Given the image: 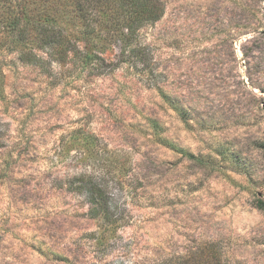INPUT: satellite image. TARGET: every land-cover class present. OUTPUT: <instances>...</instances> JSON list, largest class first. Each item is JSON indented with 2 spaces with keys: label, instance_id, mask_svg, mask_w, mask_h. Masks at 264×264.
Returning a JSON list of instances; mask_svg holds the SVG:
<instances>
[{
  "label": "rangeland",
  "instance_id": "1",
  "mask_svg": "<svg viewBox=\"0 0 264 264\" xmlns=\"http://www.w3.org/2000/svg\"><path fill=\"white\" fill-rule=\"evenodd\" d=\"M161 2L142 59L115 41L97 65L37 48L45 0H0L30 20L0 29V264H264V0Z\"/></svg>",
  "mask_w": 264,
  "mask_h": 264
},
{
  "label": "trees",
  "instance_id": "2",
  "mask_svg": "<svg viewBox=\"0 0 264 264\" xmlns=\"http://www.w3.org/2000/svg\"><path fill=\"white\" fill-rule=\"evenodd\" d=\"M40 4L42 7L39 13L40 20L36 26L37 36L34 38V44L36 42L37 48L51 53L52 56L61 52H66V54L76 52V57L84 63H95V60H97V65L105 62L101 55L105 51L103 47L105 48L107 44L109 45L115 41L123 45V56L126 54V48H129L135 57L142 59L145 50L136 44L138 32L150 24H155L164 15L161 0H45L44 4ZM60 6H63V8ZM4 9L6 7L0 4V16L4 20L3 23H5L0 26L2 33L6 32L8 36H11L13 33L23 35L29 31L30 20L22 21L24 25L20 27L19 18H13V22L3 16L5 15ZM59 9L63 10L60 11ZM68 9L74 15L80 17L81 20H87L85 29H82L81 32L70 33L63 30V22L60 19L62 20L66 14L68 15ZM94 10H97V12H93ZM56 15L59 17L56 18ZM88 15L93 20L90 21ZM94 20L97 21V29L94 27L96 22H92ZM56 24L60 27L57 28ZM20 37L22 39L14 41L18 45L22 44L24 35ZM73 40L76 42H73ZM78 41L84 44L83 51L79 52L76 48L75 44ZM96 47L97 52L94 51ZM27 52H23L25 56H27ZM24 55L22 56L27 62L38 61L35 54L29 56V58ZM77 180L80 185H77V183L76 185L80 188H86V185L89 186L87 195L88 203L91 206L90 215L93 218H102L111 225H115L116 221L112 219L113 215L109 211L114 208L111 205L109 207L105 189L98 185L91 176L82 174ZM258 207L264 210V202L261 201ZM206 264H221V261L217 259L209 263L206 262Z\"/></svg>",
  "mask_w": 264,
  "mask_h": 264
}]
</instances>
